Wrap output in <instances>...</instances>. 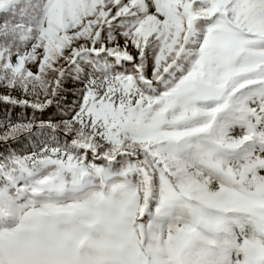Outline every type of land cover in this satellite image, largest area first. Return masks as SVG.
Masks as SVG:
<instances>
[{
	"label": "snow or ice",
	"instance_id": "6c2138e0",
	"mask_svg": "<svg viewBox=\"0 0 264 264\" xmlns=\"http://www.w3.org/2000/svg\"><path fill=\"white\" fill-rule=\"evenodd\" d=\"M0 264H264V0H0Z\"/></svg>",
	"mask_w": 264,
	"mask_h": 264
}]
</instances>
